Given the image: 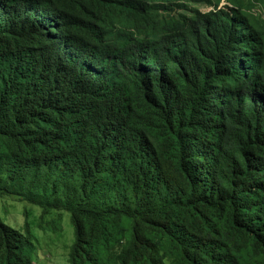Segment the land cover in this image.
<instances>
[{
	"label": "trees",
	"instance_id": "1",
	"mask_svg": "<svg viewBox=\"0 0 264 264\" xmlns=\"http://www.w3.org/2000/svg\"><path fill=\"white\" fill-rule=\"evenodd\" d=\"M5 196L68 264H264V0H0Z\"/></svg>",
	"mask_w": 264,
	"mask_h": 264
},
{
	"label": "rangeland",
	"instance_id": "2",
	"mask_svg": "<svg viewBox=\"0 0 264 264\" xmlns=\"http://www.w3.org/2000/svg\"><path fill=\"white\" fill-rule=\"evenodd\" d=\"M39 212L37 206L9 196L0 197V219L4 224L20 232H24V225L30 226L32 241L24 247V253L33 264H68V246L72 238L68 217L63 213L61 223L55 225L52 222L56 212L40 222Z\"/></svg>",
	"mask_w": 264,
	"mask_h": 264
},
{
	"label": "clouds",
	"instance_id": "3",
	"mask_svg": "<svg viewBox=\"0 0 264 264\" xmlns=\"http://www.w3.org/2000/svg\"><path fill=\"white\" fill-rule=\"evenodd\" d=\"M42 8H43V9H46V6H45V5H41V6H40V10H42ZM48 9L51 10V7H48ZM46 13H47V14H50L49 12H46Z\"/></svg>",
	"mask_w": 264,
	"mask_h": 264
}]
</instances>
